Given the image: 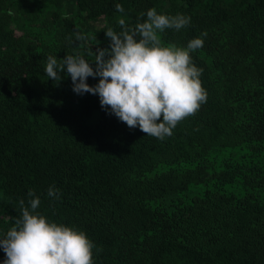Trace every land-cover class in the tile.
<instances>
[{
	"label": "trees",
	"instance_id": "1",
	"mask_svg": "<svg viewBox=\"0 0 264 264\" xmlns=\"http://www.w3.org/2000/svg\"><path fill=\"white\" fill-rule=\"evenodd\" d=\"M153 7L191 18L165 43L207 33L192 53L207 102L164 140L45 74L76 32L109 47L108 27ZM30 189L86 232L94 264H264V0H0V237Z\"/></svg>",
	"mask_w": 264,
	"mask_h": 264
},
{
	"label": "clouds",
	"instance_id": "2",
	"mask_svg": "<svg viewBox=\"0 0 264 264\" xmlns=\"http://www.w3.org/2000/svg\"><path fill=\"white\" fill-rule=\"evenodd\" d=\"M116 10L125 11L120 4ZM190 20L184 14L169 15L149 8L146 19L142 17L134 26L121 18L120 31L108 27L109 47L95 51L87 44L89 37L76 32L74 40L69 38L74 51L63 58L49 54L45 74L56 83L63 79L62 73L70 76L76 94L98 95L101 107L130 129L138 127L146 136L164 140L207 102L203 69L192 57L203 47L207 33L189 40L186 46L161 39L166 29L179 31ZM89 77H98V83L90 85ZM58 193L54 186L48 188L49 197L59 199ZM27 196L28 206L24 199L19 200L18 218L0 237L5 254L0 264H94L96 245L86 232L50 220L37 211L41 200L34 191L30 189Z\"/></svg>",
	"mask_w": 264,
	"mask_h": 264
}]
</instances>
